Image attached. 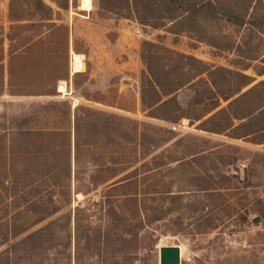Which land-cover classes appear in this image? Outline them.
<instances>
[{
	"label": "rangeland",
	"instance_id": "obj_1",
	"mask_svg": "<svg viewBox=\"0 0 264 264\" xmlns=\"http://www.w3.org/2000/svg\"><path fill=\"white\" fill-rule=\"evenodd\" d=\"M56 1L44 0L51 7L44 19L33 0H0V264H158L159 248L171 245L180 247V264H264V134L257 131L264 111L248 115L264 103V85L231 106L237 95L220 101L217 109L225 111L207 124L218 132L187 118H151L140 100L144 41L213 67L234 69L235 54L219 53L190 32L173 34L169 24L153 28L131 15L104 11L98 0ZM225 3L248 17L264 15V0ZM213 27L230 40L247 31L221 20ZM249 33V46L263 49L264 33L261 39ZM74 54L79 71L72 68ZM246 63L250 67L242 72L254 80L241 92L264 81L255 72L264 64ZM219 76L227 91L228 75ZM232 114L245 117L225 129ZM74 116L83 118L77 145L85 179L91 163L118 160L141 132L154 138L155 149H141L142 162L153 157L152 172L141 173L149 178L148 192L138 202L147 217L137 230L129 226L131 237L125 216L133 218L135 203L126 202L121 190L99 184L74 191L87 182L72 183L65 197L37 191L36 184L5 189L11 180L31 184L46 173L55 179L69 149L73 162ZM52 202L57 212L37 221Z\"/></svg>",
	"mask_w": 264,
	"mask_h": 264
},
{
	"label": "trees",
	"instance_id": "obj_2",
	"mask_svg": "<svg viewBox=\"0 0 264 264\" xmlns=\"http://www.w3.org/2000/svg\"><path fill=\"white\" fill-rule=\"evenodd\" d=\"M33 1L36 10L45 14L43 18H50L48 11H51V7L44 0ZM50 1L58 5L56 0ZM98 6L104 11L114 12L120 16L131 15L139 23L153 28L169 24L168 29L173 34L190 32L194 35L195 40L215 48L219 53L227 51L235 54V58L230 60L234 69L213 67L193 55L175 51L158 43L144 41L141 45L140 54L144 65L140 80V100L143 111L151 118L169 123H176L181 118H187L190 124L198 121V126L201 129L218 132L220 131L219 128L208 127L207 124L225 111V108L217 109L220 101H228L237 95L228 102V106H231L258 86L264 85V81L261 80L241 92L254 80V77L242 72V70L250 67L246 61L260 60L264 64V48L256 51L249 46L252 42L249 31L256 33L258 39H261L260 34L264 33V15L252 14L248 17L246 13H241L232 5L225 3V0H98ZM37 11L36 13H38ZM124 11L127 12L126 15L123 14ZM220 20L247 31L240 36L239 40H230L228 34L216 32L213 29V24ZM72 59V68L79 71L81 67L79 55L74 54ZM255 72L258 75L264 74V66ZM220 74L229 77L227 91L221 90L223 85L218 80ZM59 90H64L63 83L59 85ZM258 109H261L260 114L263 113L264 103L255 106L248 115H252ZM243 117L245 116L239 117L232 114L231 117L229 116L225 129L233 126L234 119ZM81 122H83V118L74 116L73 162L69 149L68 158L61 162L59 174L55 179L50 178L46 173L45 178L42 177L31 184L11 180L5 189L8 191L15 190L17 185L31 188L33 184H36L33 188L37 191L41 190L48 193L55 191L60 196L65 197L67 194L70 196L72 183L87 182V184L76 185L74 191L87 192L92 188L95 190L99 184H105L106 191L121 190V195L126 202L135 203L130 211L135 223L131 224L133 218L129 214L125 216L128 225L126 234L131 237L132 227L129 226L133 225L135 226L133 229L137 230L143 226L147 217V214L144 215V209L139 207L138 202L139 196L148 192L146 182L149 178L143 177V175L152 172V168H148V166L153 157L149 161L144 160L142 162L145 154L141 149H144V145L147 144L155 149L154 138L148 139L147 136L144 137L145 133L141 132L137 141L131 143L134 146L129 147L128 152L123 151L118 160L94 165L91 163L92 170L86 174L87 179H85L82 175L85 174L86 168L81 167L78 163L77 138ZM257 131L264 134V126ZM120 173L123 175L118 180H113ZM141 173H143L142 177ZM110 180L113 181L109 182ZM58 207L52 202L51 209L45 211L44 215L37 221L56 213ZM24 230L25 228L15 230V233ZM41 231L40 228L31 233L30 236Z\"/></svg>",
	"mask_w": 264,
	"mask_h": 264
},
{
	"label": "water",
	"instance_id": "obj_3",
	"mask_svg": "<svg viewBox=\"0 0 264 264\" xmlns=\"http://www.w3.org/2000/svg\"><path fill=\"white\" fill-rule=\"evenodd\" d=\"M254 222H258L255 218ZM158 264H180V247L177 245L159 248Z\"/></svg>",
	"mask_w": 264,
	"mask_h": 264
},
{
	"label": "crops",
	"instance_id": "obj_4",
	"mask_svg": "<svg viewBox=\"0 0 264 264\" xmlns=\"http://www.w3.org/2000/svg\"><path fill=\"white\" fill-rule=\"evenodd\" d=\"M80 8V7H79ZM81 9V8H80ZM83 10V9H82ZM88 11V10H87Z\"/></svg>",
	"mask_w": 264,
	"mask_h": 264
}]
</instances>
